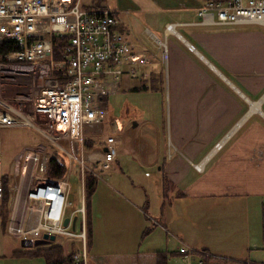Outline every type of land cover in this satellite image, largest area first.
I'll return each instance as SVG.
<instances>
[{
    "label": "rangeland",
    "instance_id": "1",
    "mask_svg": "<svg viewBox=\"0 0 264 264\" xmlns=\"http://www.w3.org/2000/svg\"><path fill=\"white\" fill-rule=\"evenodd\" d=\"M109 1L98 2L102 7H108ZM91 3L92 0H81L84 6H89ZM195 19L194 22L178 25L189 28L201 27L202 31L207 32L206 34L198 33L196 36V42L203 49L199 48L200 51L242 95L212 71L200 57L197 58L206 68L204 80L206 89L193 91L192 100L199 105L196 112L187 114L186 112L178 114L170 112L168 81L165 76L162 87H149L147 90L140 88L138 78L132 80L124 76L118 91L108 98V113L104 122L85 132L86 159L88 156L100 153V150H89L87 145L90 146L93 142L99 145L97 147L99 149L103 140L106 141L108 136H112L116 141L118 155L116 162L111 163L110 169L102 170L95 167L94 163H89L87 159L85 166L88 170L85 169L83 175H79L75 172V168H79L78 163L72 159L70 161L67 155L63 154L65 159L63 158L62 162L68 164L67 167L71 169L68 179L70 187L68 199L72 204L70 210L78 208L83 203L87 206L89 204L90 207L92 204H101L106 208L105 214L98 223H94V229L100 233H98V242L106 245L101 248L102 251L115 252L120 235L130 232L128 224L131 220L138 218L131 209L132 205H135L139 215L145 220V226L149 229L148 233H155L156 228L151 225L150 214L152 208L156 211V204H151L148 210L147 206L143 207L141 204L126 203L127 200L133 201L134 195L142 196L147 188L153 184L157 185L156 181L162 180L159 166L162 165L164 158L167 162H170L171 157L174 160L178 159L176 163L181 172L180 176L183 175L182 178L186 176L180 181L181 185L186 183L189 185L188 181L194 184L197 179L195 183L199 186L212 187L216 190L239 188L241 192L264 193V117L253 113L224 141L229 130L248 112L247 99L257 102L264 96V27L259 25L204 26L197 22V16ZM168 26L178 28L177 24H166V35L171 34L167 30ZM145 37L147 40L150 37L152 43L158 45L148 34H145ZM192 45L188 44L189 50L190 46L194 49ZM162 46L166 47V43L159 42L157 48L159 51L161 49L163 55V51L166 50L167 53V48L163 49ZM38 73L39 70L32 71L29 67L26 70L13 69V67L11 71L0 70V109H13L24 115L32 113L36 90L42 84L40 73ZM127 82L131 83L127 84ZM195 82L202 85L201 78L200 81L194 80L193 84ZM132 85H137L138 89H130ZM260 109L264 114V99ZM117 119L122 129L118 128ZM132 123L138 125L133 130ZM129 129L132 130V134L128 133ZM140 143H143V146ZM0 144V174L7 175L9 178L12 209L17 194L21 198L14 206L18 212V209L24 205L26 189L36 181L35 176L40 177L38 171L33 172L32 162L27 163L24 155L30 152L39 156L43 154L52 156L54 152L58 153V150L36 130L27 127L0 129ZM59 145L64 146L66 151L69 149L70 152L72 151L71 144L67 142H59ZM149 153L158 154L160 157L159 165L155 168L144 165L142 155ZM77 159L81 161V156ZM203 160L206 162L199 171L196 165ZM239 163H241V171H234L231 166L237 167ZM185 170H190L192 175L190 172L186 175ZM79 177L86 184L91 179L95 183V188L97 186L99 190L102 188L100 201L96 200L97 193L90 196ZM62 179L65 180L64 177ZM261 201L264 202V198L258 197L251 199L250 202L259 204ZM252 204H247L246 207L241 204V211L245 212V209L248 211ZM114 211L117 212L114 213ZM95 215L96 212L91 210L94 222ZM87 221H89V215ZM118 223L120 225L116 230L115 225ZM154 223L158 225L157 221ZM89 224L88 222L86 231L87 251L90 249L92 239ZM109 224H111L109 228L104 230L103 228ZM206 235V233L202 234L203 237ZM58 241L63 246L66 245L65 241ZM58 241H54L53 244ZM19 248H21L20 241L12 240L2 232L0 227V256L9 257L13 250ZM8 257L6 260L0 258V264H43V259L37 256L24 254L14 256L12 259L15 260ZM89 264H93L91 260Z\"/></svg>",
    "mask_w": 264,
    "mask_h": 264
},
{
    "label": "built area",
    "instance_id": "2",
    "mask_svg": "<svg viewBox=\"0 0 264 264\" xmlns=\"http://www.w3.org/2000/svg\"><path fill=\"white\" fill-rule=\"evenodd\" d=\"M196 16L204 26L264 27V0H207ZM171 27L168 26V32ZM53 36L66 39L58 60L52 59ZM0 43H9L13 49L0 56V70L27 66L32 71L39 70L42 80L32 113L0 110V129L36 130L57 147L58 153L76 161L83 175L88 159L86 130L104 122L108 97L117 92L124 76L137 78L139 68L147 64L146 56L129 45L114 12L99 6L85 8L81 0H0ZM162 57L167 60L166 50ZM59 142L71 144L72 151H66ZM115 143L113 137L106 138L102 170L109 169L116 159ZM24 156L40 177L35 176L36 181L28 186L20 214L14 215V206L21 199L17 194L7 233L31 242L41 240L45 234L77 239L81 248L71 255L70 264H89L84 203L70 210L66 177L55 180L45 176L49 154L29 152ZM2 176L0 202L4 196ZM66 219L68 223L64 225ZM179 254L183 264H255L190 248H180Z\"/></svg>",
    "mask_w": 264,
    "mask_h": 264
},
{
    "label": "crops",
    "instance_id": "3",
    "mask_svg": "<svg viewBox=\"0 0 264 264\" xmlns=\"http://www.w3.org/2000/svg\"><path fill=\"white\" fill-rule=\"evenodd\" d=\"M206 1L110 0L108 7H103L109 8L115 13L126 40L133 50L144 54L147 58V64L144 65L147 68H144V66L143 68L140 67L137 76L140 80V87L146 86L144 90L149 87H162L165 76L168 81L169 110L175 114L180 112H186L187 114L198 111L199 105L192 100L193 91L197 89L204 91L206 89L204 81L206 68L200 62V59L197 58L199 55L189 50L188 44H193L192 46H194L197 53L202 54L201 56L204 57L205 55L199 49L201 48L200 45L196 42V36L198 33L206 34L207 32L202 31L201 27L189 28L178 25L194 22L198 8ZM91 5H95V3L92 2L89 6ZM96 6L102 7L101 3ZM166 24H177V35L167 34V36L165 31ZM145 34L151 36L158 45L159 42L166 43L167 60L163 59L161 49L159 51L157 48L158 45H154L150 37L147 40ZM204 58L206 59V56ZM21 68L26 70L28 67L22 66ZM200 78L202 85L197 82L193 84L194 80L200 81ZM152 80H158V82L154 85L151 84ZM130 83L127 82V84ZM136 86L132 85L130 89L138 88ZM116 122L118 123V128L122 129L118 119ZM132 124V130L138 126L136 124L133 127ZM98 126H91L88 129ZM132 130L128 133L132 134ZM103 141L99 149H97L99 145L93 142L92 145L88 146L90 147L89 150H100V153L88 156L89 163H94V166L100 169L101 159L106 149V141ZM142 144L140 143L141 146H143ZM117 156L113 163L116 162ZM142 158L144 159V165L150 168L157 167L160 162L158 154H143ZM163 160L162 165L159 166V171L162 172V180L156 181L157 185L153 184L147 188L142 196L139 194L134 195V200H127L128 202L126 203L141 204L143 207L147 206L148 210L151 204H156V211L152 208V213L150 214V217H152L150 219L151 225L156 228H154L155 233H148L149 229L145 226V220L139 215L135 205H132L131 209L138 215V218H135L134 221L131 220L128 224L130 232L122 234L123 236L120 235L121 239L118 238L115 252L102 251L101 248L106 247V245L98 242L99 232L94 229V223H98L99 219L105 214L106 208L101 204H92V207L88 204L89 231L92 239L87 253L91 262L93 264H157L158 254L171 252L173 254L169 264H176L177 262L182 264L178 248L188 247L217 256L264 264V202L261 201L259 204L250 202L253 198H264V193L241 192L239 188L216 190L212 187L199 186L195 183L197 179L194 184L192 181H188L189 185L187 183L181 185L180 181L185 179L186 176L184 178H182L183 175L180 176L181 172L178 163H176L178 159L174 160L171 157L170 162H167L165 158ZM240 167L241 163L237 167L231 166L237 172L241 171ZM69 168L67 167L68 171ZM68 171L64 175L66 183H68L71 173V171L69 173ZM185 171L186 175L189 172L192 175L190 170ZM79 175H81L80 170ZM89 181L86 185L85 181L80 178L84 189L85 185L87 187L91 184L92 188L90 192L86 189L87 192L90 196L97 193L96 200L100 201L102 188L100 190L98 186L95 188V183L90 179ZM241 204H244V207L247 204L252 205L248 211L245 209L244 212L241 211ZM10 207L11 218L12 211ZM91 210L96 212L95 220L97 222L93 221ZM116 212L114 211V213ZM18 214H20V208L18 209ZM154 221H157L158 225ZM110 225L103 229L106 230ZM119 225L120 223L115 225L116 230H118ZM94 232L95 235L93 236ZM187 232L189 233L187 234ZM204 233L207 235L203 237L202 234ZM6 235L14 241L17 239L8 233ZM153 235L158 236L152 237ZM20 249L13 250L9 257L3 255L0 258L6 260V257H8L12 259L14 257L13 253Z\"/></svg>",
    "mask_w": 264,
    "mask_h": 264
},
{
    "label": "trees",
    "instance_id": "4",
    "mask_svg": "<svg viewBox=\"0 0 264 264\" xmlns=\"http://www.w3.org/2000/svg\"><path fill=\"white\" fill-rule=\"evenodd\" d=\"M100 0H92L93 3L96 5H99ZM102 1V0H101ZM85 7V6H84ZM53 42V60H58L61 58L62 49L65 46L66 39L65 38H59L56 36L52 37ZM13 49L9 43H0V56L11 52ZM158 80H152L151 84H156ZM141 89H146V86L140 87ZM138 88H134L136 90ZM85 143L87 144L86 140ZM87 148L90 149V147ZM63 155L58 154L57 152H54L52 156H50V159L47 163V170H46V177L49 179H62L67 171V166L62 162ZM76 174H79V169L75 168ZM91 180V179H90ZM3 181V187H4V196L2 201L0 202V227L4 234H7V226L10 220V202H11V185L9 182L8 176H2ZM92 181V180H91ZM87 185V184H86ZM88 192H90L92 186L91 184L86 187ZM86 207V208H85ZM85 209V221H86V231L88 229V210H87V204H84ZM58 240H62L66 242V245L63 246L59 243ZM55 241H58L57 243H51L47 246H42L38 248H32V249H24L21 248L19 251H15L13 253V256H22L24 254L28 256H37L41 257L44 261V264H70L71 262V255L73 253H76L80 250L81 242L77 239H70V238H56ZM87 245V242H86ZM69 253V254H67ZM173 253L171 252H163L162 254L157 255V264H169V260L172 258Z\"/></svg>",
    "mask_w": 264,
    "mask_h": 264
},
{
    "label": "bare ground",
    "instance_id": "5",
    "mask_svg": "<svg viewBox=\"0 0 264 264\" xmlns=\"http://www.w3.org/2000/svg\"><path fill=\"white\" fill-rule=\"evenodd\" d=\"M169 32L171 33V34H174V35H177V31H176V26H172L171 28H170V30H169ZM190 50L192 51V52H194L195 54H197V55H199V57H202L200 54H198L197 53V51L195 50V49H193V48H191V46H190ZM201 60L203 61V62H205L208 66H209V68L212 70V71H214L221 79H223L226 83H228L229 85H230V87L232 88L233 87V85L228 81V80H226L221 74H220V72L214 67V66H212L204 57H202L201 58ZM234 88V87H233ZM235 89V91L236 92H238L239 94H241V92L239 91V90H237L236 88H234ZM242 95V94H241ZM263 99H264V96L259 100V101H257V102H251V101H249L248 99H247V103H248V105H249V110H248V112L229 130V132H228V134L225 136V138H224V141L226 140V139H228L242 124H243V122L250 116V115H252L253 113H258V114H260V115H262L263 117H264V114L262 113V111H261V109H260V106H261V102L263 101ZM219 145H221L220 143H219ZM207 159H208V157H207ZM206 159V160H207ZM206 160H203L200 164H198V165H196V167H197V170H199V171H201L202 170V168H203V164L206 162ZM13 213H14V215H16L17 214V212H16V209L13 211Z\"/></svg>",
    "mask_w": 264,
    "mask_h": 264
},
{
    "label": "water",
    "instance_id": "6",
    "mask_svg": "<svg viewBox=\"0 0 264 264\" xmlns=\"http://www.w3.org/2000/svg\"><path fill=\"white\" fill-rule=\"evenodd\" d=\"M133 127L136 126V123H133L132 124ZM68 223V220L66 219L64 221V225H67ZM74 223H75V219L73 221V226H74ZM55 241V237L54 236H47L46 234L43 235V238L41 240H37L35 242H31V241H21L20 242V246L22 248H33V247H40V246H44L46 244H48L49 242H54Z\"/></svg>",
    "mask_w": 264,
    "mask_h": 264
}]
</instances>
